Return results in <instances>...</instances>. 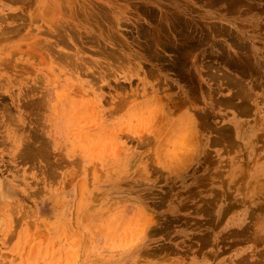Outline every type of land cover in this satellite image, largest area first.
<instances>
[{
	"label": "rangeland",
	"instance_id": "rangeland-1",
	"mask_svg": "<svg viewBox=\"0 0 264 264\" xmlns=\"http://www.w3.org/2000/svg\"><path fill=\"white\" fill-rule=\"evenodd\" d=\"M0 264H264V0H0Z\"/></svg>",
	"mask_w": 264,
	"mask_h": 264
},
{
	"label": "bare ground",
	"instance_id": "bare-ground-1",
	"mask_svg": "<svg viewBox=\"0 0 264 264\" xmlns=\"http://www.w3.org/2000/svg\"><path fill=\"white\" fill-rule=\"evenodd\" d=\"M168 26L169 27L166 30L158 32L162 35L159 36V39L158 38L156 39H158L160 44L165 49L171 48V50L173 51V55H174L173 60H172V63L174 64L173 68L179 70L181 69V66H183L184 64V61H183L184 56L182 57V52L184 51V49L189 46H191L190 51H193L194 49H196V43L198 42V38L196 35L197 33L195 34L193 32V29L190 26L182 22L181 23H170ZM194 31L196 32V30ZM160 37H166V38L161 39ZM210 47L215 48L216 44L211 42Z\"/></svg>",
	"mask_w": 264,
	"mask_h": 264
}]
</instances>
